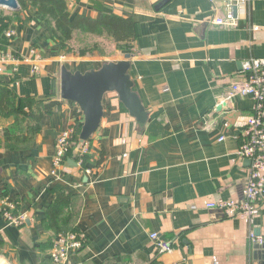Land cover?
Segmentation results:
<instances>
[{"label": "crops", "instance_id": "obj_1", "mask_svg": "<svg viewBox=\"0 0 264 264\" xmlns=\"http://www.w3.org/2000/svg\"><path fill=\"white\" fill-rule=\"evenodd\" d=\"M65 1L72 14L131 17L135 35L117 43L101 34L112 43L108 58L66 54L33 8L0 7V86L11 89L18 108L0 115V197L28 214L20 226L0 217V264H53L46 210L60 192L72 194L67 227L85 236L67 264H264V247L249 241L251 232L264 235V197L252 220L208 205L242 199L250 160L236 152L254 100L230 96L229 88L242 80L246 59L264 57V0L243 7L240 0ZM228 5L233 19L215 23ZM76 34L96 35L75 31L72 47ZM7 52L17 61L3 60ZM127 54L146 120L105 93L89 140L91 172L70 156L52 174L58 135L83 121L77 105L60 98L61 66L84 72ZM53 100L38 130L25 133L23 112ZM16 120L28 140L5 141L2 130ZM152 232L172 250L159 252Z\"/></svg>", "mask_w": 264, "mask_h": 264}, {"label": "built area", "instance_id": "obj_2", "mask_svg": "<svg viewBox=\"0 0 264 264\" xmlns=\"http://www.w3.org/2000/svg\"><path fill=\"white\" fill-rule=\"evenodd\" d=\"M248 0H240L243 7ZM230 5H228L229 8ZM233 19L230 8L224 18L218 17L213 21L222 24ZM14 31L6 32L7 37H12ZM3 60L17 61L18 57L7 52ZM242 80L233 82L229 88L230 96H250L254 100L252 113L246 120L243 130V142L237 149V155L250 160L247 179L242 191V199H227L219 203H209V206L219 209L225 217L242 215L247 220H252L259 209L264 197V57L252 56L242 63ZM76 132L75 124L66 127L58 135L54 143L52 156V174L56 168L66 162L71 156L75 164L85 174L91 172L87 166V157L90 152L88 140L80 141L72 147V138ZM221 139V138H220ZM0 217L7 225L20 226L28 218L26 211L18 210V202L8 196L0 197ZM156 243L159 252H170L171 242L160 239L156 232L149 235ZM85 236L79 231H63L59 233L50 248L49 258L53 264H67L70 253L84 245ZM250 243L264 247V235L249 234Z\"/></svg>", "mask_w": 264, "mask_h": 264}, {"label": "trees", "instance_id": "obj_3", "mask_svg": "<svg viewBox=\"0 0 264 264\" xmlns=\"http://www.w3.org/2000/svg\"><path fill=\"white\" fill-rule=\"evenodd\" d=\"M20 9L31 7L35 10L39 19L50 27L52 37L56 40L60 50L66 54L77 53L86 55L96 50V45L91 48L83 47L77 51L71 46L70 41L75 31L83 33L106 34L112 37L117 43L129 42L134 38L135 28L131 17H122L117 14H104L98 19L80 14H72L67 7L65 0H18ZM58 101L45 102L37 106L33 111L23 112L27 119L25 123V133L34 134L40 125L41 119L50 112ZM18 111L16 98L13 96L8 86H0V115L7 116ZM77 115L82 116L78 108ZM83 117V116H82ZM15 124L2 130L5 141L22 142L28 140L23 130H18ZM76 132L72 138V147H75L81 140L79 138L81 123L75 124ZM90 140V137L88 141ZM99 163V162H97ZM72 194L70 192H60L56 195L50 206L46 210V225L54 233L55 237L65 231H77V228L67 227L70 222ZM51 241V246L54 242Z\"/></svg>", "mask_w": 264, "mask_h": 264}, {"label": "water", "instance_id": "obj_4", "mask_svg": "<svg viewBox=\"0 0 264 264\" xmlns=\"http://www.w3.org/2000/svg\"><path fill=\"white\" fill-rule=\"evenodd\" d=\"M0 7L14 11L20 8L18 0H0ZM232 9L236 15L237 7L234 5ZM129 66L128 54L122 60L105 62L98 69L84 72L71 71L65 65L61 66L59 95L62 100L75 103L82 112L80 140H88L97 130L103 116L104 94L107 92H115L122 105L138 122L143 123L146 120V111L132 89ZM54 85L56 87V82Z\"/></svg>", "mask_w": 264, "mask_h": 264}, {"label": "rangeland", "instance_id": "obj_5", "mask_svg": "<svg viewBox=\"0 0 264 264\" xmlns=\"http://www.w3.org/2000/svg\"><path fill=\"white\" fill-rule=\"evenodd\" d=\"M84 34H76L73 45L74 50L77 51L80 47L92 48L93 45H96L95 53L103 55L106 58L109 57V52L112 50V43L109 41L106 35L96 34V35H87L85 38ZM93 53V52H92ZM71 55H77L72 53Z\"/></svg>", "mask_w": 264, "mask_h": 264}]
</instances>
